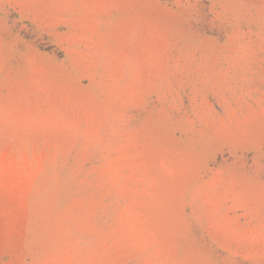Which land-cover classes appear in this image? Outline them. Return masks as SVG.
Segmentation results:
<instances>
[{"label": "rangeland", "instance_id": "374dc122", "mask_svg": "<svg viewBox=\"0 0 264 264\" xmlns=\"http://www.w3.org/2000/svg\"><path fill=\"white\" fill-rule=\"evenodd\" d=\"M0 264H264V0H0Z\"/></svg>", "mask_w": 264, "mask_h": 264}]
</instances>
